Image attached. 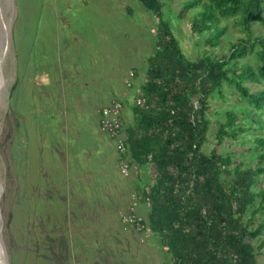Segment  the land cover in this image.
Masks as SVG:
<instances>
[{"label": "rangeland", "instance_id": "obj_1", "mask_svg": "<svg viewBox=\"0 0 264 264\" xmlns=\"http://www.w3.org/2000/svg\"><path fill=\"white\" fill-rule=\"evenodd\" d=\"M164 1V18L192 59L205 50L221 56L236 37L247 34L223 19L219 25L227 31L220 44L212 45L208 34L193 31L191 15L180 17L186 0ZM157 26L156 16L139 0H0L5 76L0 91V223L7 264H165L170 259L158 235L144 236L111 222L117 199L129 191L130 201L135 193L139 198L136 187L148 185H127L137 181L121 172L127 158L95 118L97 109L109 103L99 101V91L105 99L121 100L130 90L137 100L148 58L156 51ZM253 27V38L264 35L260 22ZM121 78L131 79L132 85L120 87ZM224 91L225 98L218 93L211 97L207 152L217 145L226 111L235 107L239 112L243 105L230 87ZM124 110L132 112L128 106ZM250 112H240L239 118L251 129L218 146L222 152L234 149L248 163L256 159L249 150L251 139L264 133V111ZM122 121L126 127L123 115ZM258 262L264 264V253Z\"/></svg>", "mask_w": 264, "mask_h": 264}, {"label": "trees", "instance_id": "obj_2", "mask_svg": "<svg viewBox=\"0 0 264 264\" xmlns=\"http://www.w3.org/2000/svg\"><path fill=\"white\" fill-rule=\"evenodd\" d=\"M139 1L158 25L156 51L131 105L133 123L123 128L124 157L134 167H148L152 176L143 191L148 215L140 216L139 224L159 236L170 255L165 264H259L258 255L264 253V133L250 138L252 163L218 146L251 129L242 124L240 112L264 111V35H250L255 23L264 26V0L183 1L180 17L191 15L193 31L208 34L210 44H220L226 33L227 27L219 25L223 19L247 33L231 42L229 52L217 56L205 50L195 59L164 18L165 1ZM225 85L243 105L239 112L235 107L226 111L217 145L207 152L211 97L225 98Z\"/></svg>", "mask_w": 264, "mask_h": 264}, {"label": "built area", "instance_id": "obj_3", "mask_svg": "<svg viewBox=\"0 0 264 264\" xmlns=\"http://www.w3.org/2000/svg\"><path fill=\"white\" fill-rule=\"evenodd\" d=\"M132 75L135 73L132 72ZM129 85H132L131 79L126 81ZM122 111L123 104L120 99H112L109 104L103 105L97 109V113L100 117V129L102 132L106 133L110 137H113L117 140V149L121 154H125L126 145H125V137L123 135V121H122ZM121 172L125 176H129L131 173L132 166L129 160H122L121 163ZM137 194L135 193L132 197V200L129 205L128 211L124 214L123 219L125 222L135 225L138 230H143L144 225L139 224L141 217L138 216L136 207H137ZM150 228L147 227L143 230L144 236H149Z\"/></svg>", "mask_w": 264, "mask_h": 264}, {"label": "crops", "instance_id": "obj_4", "mask_svg": "<svg viewBox=\"0 0 264 264\" xmlns=\"http://www.w3.org/2000/svg\"><path fill=\"white\" fill-rule=\"evenodd\" d=\"M123 79V86H122V82L120 83V87H126L125 84V78H121V80ZM117 85H119L118 83L116 84L115 86V89L119 90V88L117 87ZM129 88V86L127 85V87L125 89ZM131 89H134L132 86L130 87ZM124 89V90H125ZM116 90V91H117ZM123 90V91H124ZM115 91V90H114ZM98 94L100 95V98H99V101H109V103L111 102L112 99H114L115 97L114 96H109L108 98H104V96H102V93L99 91ZM115 95V94H114ZM133 92L130 91V90H126V92H123V95H121L122 97V101L124 102V108H123V111H125L124 109H126V107H130V109L132 108L131 105H133L135 103V101H133ZM135 97H138V95L136 94L135 92ZM88 99V98H87ZM99 101H97L95 104H97ZM108 103V104H109ZM95 111V110H94ZM122 111V115H123V119L125 121V125L128 126L129 124L133 123L132 119H133V113L131 112V114H126L125 112L123 113ZM132 111V109H131ZM96 119L98 121V125L100 123V117L98 115V113L96 112ZM126 118V119H125ZM125 134L124 130H123V135ZM110 137V136H109ZM125 137V136H124ZM113 139V137H110ZM118 155V154H117ZM121 154L119 153V156L120 157ZM117 163V162H116ZM109 166H110V163H109ZM134 168V169H133ZM139 168V169H138ZM114 169V168H113ZM133 169V170H132ZM131 169V174L130 176L128 177H133V178H136L137 181L136 182H133V180H130L129 183L127 185H149V183L152 181V176H151V172L150 170L148 169V167L146 166H141V167H132ZM116 170V169H115ZM114 170V171H115ZM111 171L109 168H106L105 170V173L108 174V172ZM144 177H147L148 180L146 181H143V178ZM151 179V180H150ZM150 180V181H149ZM82 184L86 181H81ZM87 183V182H86ZM107 183H110V182H107ZM86 185H89V184H86ZM144 186H137L136 189H137V193H139V198H138V201H137V214L143 218H146L147 215H148V207H147V204L145 203L144 201V198H143V191H144ZM130 191L127 195L126 198H122L120 197V199L118 200L117 199V206H116V211L114 213V217H115V220L114 221H111L114 222L117 221L118 222V225L120 226V229H124L126 230V228L128 227V229H132L133 231H136V228L134 226H131V225H128L126 222H124V220L122 219V213L123 211H126V209L128 208V204H130V200H129V197H130ZM138 197V196H137ZM126 201V202H125ZM123 220V221H122ZM124 222V223H123ZM114 227H115V224H114ZM122 227V228H121ZM139 233V232H138Z\"/></svg>", "mask_w": 264, "mask_h": 264}, {"label": "water", "instance_id": "obj_5", "mask_svg": "<svg viewBox=\"0 0 264 264\" xmlns=\"http://www.w3.org/2000/svg\"><path fill=\"white\" fill-rule=\"evenodd\" d=\"M4 84H5V76H4V72H3V69H2V65H1V62H0V91H1L2 87L4 86ZM0 244H2V239H1ZM3 247H4V245H3ZM5 255H6V253H5ZM4 259L6 261L4 264H6L7 263V260H6V258H4Z\"/></svg>", "mask_w": 264, "mask_h": 264}, {"label": "bare ground", "instance_id": "obj_6", "mask_svg": "<svg viewBox=\"0 0 264 264\" xmlns=\"http://www.w3.org/2000/svg\"><path fill=\"white\" fill-rule=\"evenodd\" d=\"M5 45H4V47H5ZM0 238H1V223H0ZM0 242H1V239H0ZM4 252H5V250H4L3 244H0V264H4L6 262L4 258H6V260H7V257H6Z\"/></svg>", "mask_w": 264, "mask_h": 264}]
</instances>
